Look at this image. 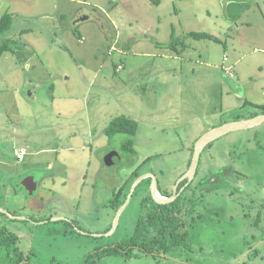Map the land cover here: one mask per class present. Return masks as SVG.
<instances>
[{
  "label": "rangeland",
  "instance_id": "obj_1",
  "mask_svg": "<svg viewBox=\"0 0 264 264\" xmlns=\"http://www.w3.org/2000/svg\"><path fill=\"white\" fill-rule=\"evenodd\" d=\"M6 12L14 25L0 35V45L12 49L0 60V207L24 219L0 215V227L20 237L22 252L10 255L0 246V264H264V124L232 132L203 152L183 230L191 248L158 257L135 250L128 260L89 255L134 236L151 186L149 180L140 186L106 237L116 214L104 206L114 189L104 182L117 179L121 188L129 166L123 151L129 137L105 139L113 119L138 122L131 161L149 159L141 173L154 175L172 194L205 133L262 114L264 0H163L159 6L148 0H0V19ZM80 14L88 19L77 24ZM173 32L211 33L226 47L188 39L185 48L172 49ZM99 140L102 151L95 144L98 153L90 156L83 146ZM16 147L41 151L27 157L31 171L60 172L46 217L36 202L22 201L17 186L10 190L14 174L25 170L15 166ZM108 150L116 154L118 178L103 164ZM47 188L36 194L44 204L53 197Z\"/></svg>",
  "mask_w": 264,
  "mask_h": 264
},
{
  "label": "trees",
  "instance_id": "obj_2",
  "mask_svg": "<svg viewBox=\"0 0 264 264\" xmlns=\"http://www.w3.org/2000/svg\"><path fill=\"white\" fill-rule=\"evenodd\" d=\"M148 1L156 6L161 5L163 2V0ZM13 25V14H11L10 12H6L0 19V35H4L9 32L13 28ZM74 33L79 40L82 39L81 33H79L78 31H75ZM188 39H194L197 41L211 40L222 45L224 44V47H226V43H224L223 40H221L214 34L206 32H190L182 37H177L175 35V32H173L172 42H170L168 47L175 49L177 47L176 44L182 43L183 48H185L184 43L185 40ZM10 51H12V49L9 43L0 45V60L6 52ZM260 108L262 114H264V106ZM257 115L258 114L254 113L250 115L249 118L255 117ZM138 130V122L124 116L113 119L105 129V135H107L108 137L118 134L127 135L129 137L128 141L123 145V151L128 156V174L123 181V185L119 189V194L118 198L116 199L115 205H113L115 214L126 202L127 197L130 193V189L134 182L140 176L144 175L141 173V167L145 164V162L147 163L149 160L147 159V161L145 160L144 162L137 164H134V162L131 161L133 160V156L136 155V151L134 150V140L137 136ZM191 161L189 162V166L191 164ZM147 181L148 180H144L137 187L134 194H137L140 186H142V184L145 182L147 183ZM186 183L187 180L183 181L179 189L185 186ZM193 183L194 181L185 188V190L173 203L166 205L157 204L153 200L152 195L148 193V196L142 200V209H144L145 215L138 221L134 236L128 242H119L115 243V245L98 247L89 255H97L99 257V260L108 256L120 255L121 257L128 260L129 258H132L134 256L135 250H140L144 254L149 256L158 257L161 254H169L173 249H178L181 247L191 248V244L189 242V232L183 230L185 229L186 225L189 224L188 221H185V219L187 210L192 205V201L189 199L190 195L188 192L191 190ZM158 191L163 197H171L173 195L167 193L164 190H161L160 188L158 189ZM196 224V221H191V226H195ZM19 242L20 237L15 233L8 231L7 228L0 229V246L8 249L10 251V255L15 253V256L21 257L22 252L18 247ZM20 263H22V261Z\"/></svg>",
  "mask_w": 264,
  "mask_h": 264
},
{
  "label": "flooded vegetation",
  "instance_id": "obj_3",
  "mask_svg": "<svg viewBox=\"0 0 264 264\" xmlns=\"http://www.w3.org/2000/svg\"><path fill=\"white\" fill-rule=\"evenodd\" d=\"M89 126H90V128H91V125L89 124ZM104 133H105V131H104ZM91 135V137H92V135H94V136H99L97 133H91L90 134ZM116 135H114V136H110V137H108L107 135H106V140L110 143L111 142V138H113V137H115ZM102 137V136H101ZM102 139H103V137H102ZM101 140H99V141H96L95 143H93V144H91V145H87V146H83L84 148L85 147H87V149H88V153H89V155L90 156H92V154L94 153V154H97L98 152L96 151L95 152V150H94V146H95V144H96V150H98V151H102V147H103V143L101 142ZM106 147H107V145H106ZM27 152H28V155L26 156V158L23 160V162H20V163H16V165L15 166H17V167H19V166H24L25 167V170L24 171H21V172H17V173H15L14 174V176L15 177H13L11 180H10V187H11V190L13 191L14 190V193L16 192V186H17V188L18 189H20L22 192V195H23V197L21 198V199H23L22 201H25V203L26 202H28V201H30V200H41V201H43L44 200V198L43 197H38V196H36V194L41 190L40 188L43 186V185H47L48 186V188L46 189V190H48L49 191V193L50 194H53V197L52 198H49V200H45V205H46V207H47V209L44 211V212H42V214H43V216H47V215H49L50 214V212H48V209H51V207L53 206V204L55 203V199H54V197H55V192H56V189H57V186H58V176L60 175V172H59V170H54V171H58L57 173H55V172H51L49 175L47 174V173H43V172H41V173H36L37 171H31L30 170V167L27 165V164H25V162H26V159H27V157L30 155V153H31V155H33V153L32 152H30V151H28V149H27ZM115 153H114V151H110V150H108V152L105 154V155H103V164L105 165L106 164V162L108 161V162H110L112 165L111 166H108L107 168H109V170L108 171H110V173L111 174H116L117 175V178H118V173H117V171H115L116 169H114L113 167H114V165H115ZM111 157H112V159H111ZM192 160V159H191ZM99 162V161H98ZM52 164V163H51ZM53 164H55L54 166H56L55 168H57V169H59L58 167L59 166H62V164L61 163H57V162H53ZM1 165H2V160L0 159V177H1V175H3L4 173H3V170L1 169ZM65 166H67V165H65ZM107 166V165H106ZM189 166V165H188ZM190 167V166H189ZM189 167H188V169H189ZM65 168H67V167H65ZM16 169V168H15ZM39 178V181H37V179ZM16 180H20L19 182H17V184L15 183L16 182ZM117 179H110V178H107L106 179V182H104V184H105V186L106 187H110V186H113L114 187V189H112V192H111V198H109L108 200H109V202L107 203V204H105L104 206H105V208L106 207H108V208H111V209H113V205H115V202H116V199L118 198V194H119V189L120 188H118V186L119 185H117V184H114L113 182L114 181H116ZM125 180V179H124ZM123 180V181H124ZM146 180H149L150 182H151V184H149V186H150V188H149V193L151 194V187H152V179L150 178V177H148ZM186 181V180H185ZM182 183V182H181ZM159 184V183H158ZM181 185V184H180ZM180 185L177 187L176 186V190H175V194H177L179 191H180V189H179V187H180ZM3 186V185H2ZM34 186H36L37 187V190H35L34 192H33V194H31V192L29 191V189H33L34 188ZM121 187V186H120ZM160 188V186H158V189ZM161 189V188H160ZM23 190L24 191H26V194L25 193H23ZM131 190V189H130ZM162 190V189H161ZM179 190V191H178ZM160 193V192H159ZM174 193H172V194H174ZM38 197V198H37ZM0 209H2V210H6L7 211V209L6 208H4V207H0ZM5 215L4 213H2V212H0V215ZM6 216V215H5ZM54 216H52L51 215V217H50V219H48V220H50L51 221V219L53 218ZM114 218H115V216H112V220H111V226L108 228V230L105 232L106 234H108V233H110L111 231H112V227H113V223H114ZM41 219V218H40ZM36 221V220H35ZM2 227H0V229H1ZM104 233V234H105ZM115 233V232H114ZM113 234V233H112ZM106 236V235H105ZM104 236V237H105ZM106 237H108V236H106ZM110 246V245H109ZM2 247V246H1ZM98 248V247H97ZM96 248V249H97Z\"/></svg>",
  "mask_w": 264,
  "mask_h": 264
},
{
  "label": "water",
  "instance_id": "obj_4",
  "mask_svg": "<svg viewBox=\"0 0 264 264\" xmlns=\"http://www.w3.org/2000/svg\"><path fill=\"white\" fill-rule=\"evenodd\" d=\"M264 124V114L261 115H257L255 117L252 118H248V119H243V120H238L235 122H230V123H226L224 125H222L221 127L218 128H214L210 131H208L207 133H205L196 143L194 146V153L192 156V161L190 164V167L187 171V173L185 174V176H183L181 178V180L177 183V187L181 184V182L187 180L186 185L180 189V191L177 194H173L171 197H163L161 195H158L159 191H158V181L157 179L154 177V175L152 174H144L142 176H140L133 184L130 193L127 197L126 202L124 203V205L118 210V212L116 213L115 219H114V223H113V227H112V231L110 233H108L106 236L111 235L112 233H114L120 223L122 214L124 213V211L127 209L128 205L130 204L132 197L137 189V187L144 181L146 180L148 177H150L153 182H152V187H151V195L153 200L160 205H166V204H170L173 203L179 196L180 194L185 190V188L190 185L194 179L197 176L198 173V169H199V165H200V159L201 156L203 154V152L205 151V149L212 144L213 142L217 141L218 139L232 133V132H236V131H242V130H247V129H251L257 126H260ZM112 159V157H111ZM113 164V163H112ZM110 162H106L105 165L107 166H111L112 165ZM37 181H39V178L37 179ZM37 190V187L34 186L33 189H29V191L31 192V194H33V192ZM160 194V193H159ZM0 212L4 213L5 215H9L11 216L13 219L15 220H23V217H15L12 216L8 211L6 210H2L0 209ZM55 221L58 219H54ZM99 236H103V235H99Z\"/></svg>",
  "mask_w": 264,
  "mask_h": 264
},
{
  "label": "crops",
  "instance_id": "obj_5",
  "mask_svg": "<svg viewBox=\"0 0 264 264\" xmlns=\"http://www.w3.org/2000/svg\"><path fill=\"white\" fill-rule=\"evenodd\" d=\"M83 16H85L84 14H80L78 17H76V18H78V22H77V24L79 23V22H81V21H84V19L86 20V19H88V18H84V19H80V18H83ZM230 68V67H229ZM21 147H16L15 149H14V153H15V151L16 150H18V149H20ZM23 148H25V147H23ZM25 149H27V148H25ZM29 151V150H28ZM32 153H33V155H37L38 153H40L41 151H39V152H33V151H31ZM15 157H16V153H15ZM17 158V157H16ZM17 163H20L21 161H19L18 159H17ZM23 162V161H22ZM84 178H85V180L84 181H86L87 180V176H84ZM11 190V189H10ZM40 197H43L42 195L40 196ZM33 203V202H36V203H33V207H35V209L36 210H42L43 209V211L42 212H44L46 209H47V207H46V205L44 204V201H41V200H37V201H28V203Z\"/></svg>",
  "mask_w": 264,
  "mask_h": 264
},
{
  "label": "built area",
  "instance_id": "obj_6",
  "mask_svg": "<svg viewBox=\"0 0 264 264\" xmlns=\"http://www.w3.org/2000/svg\"><path fill=\"white\" fill-rule=\"evenodd\" d=\"M15 153H16V157H17V159H18L19 161H21V162H22V161L26 158V156L28 155L27 149H25V148H20V149L16 150Z\"/></svg>",
  "mask_w": 264,
  "mask_h": 264
},
{
  "label": "bare ground",
  "instance_id": "obj_7",
  "mask_svg": "<svg viewBox=\"0 0 264 264\" xmlns=\"http://www.w3.org/2000/svg\"><path fill=\"white\" fill-rule=\"evenodd\" d=\"M158 195H160V194L158 193Z\"/></svg>",
  "mask_w": 264,
  "mask_h": 264
},
{
  "label": "clouds",
  "instance_id": "obj_8",
  "mask_svg": "<svg viewBox=\"0 0 264 264\" xmlns=\"http://www.w3.org/2000/svg\"><path fill=\"white\" fill-rule=\"evenodd\" d=\"M161 195V194H160ZM162 196V195H161Z\"/></svg>",
  "mask_w": 264,
  "mask_h": 264
}]
</instances>
